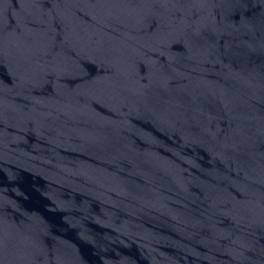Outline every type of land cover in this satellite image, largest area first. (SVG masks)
<instances>
[{"label":"water","instance_id":"water-1","mask_svg":"<svg viewBox=\"0 0 264 264\" xmlns=\"http://www.w3.org/2000/svg\"><path fill=\"white\" fill-rule=\"evenodd\" d=\"M0 264H264V0H0Z\"/></svg>","mask_w":264,"mask_h":264}]
</instances>
